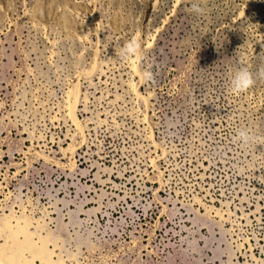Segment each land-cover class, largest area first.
Instances as JSON below:
<instances>
[{
  "label": "rangeland",
  "instance_id": "obj_1",
  "mask_svg": "<svg viewBox=\"0 0 264 264\" xmlns=\"http://www.w3.org/2000/svg\"><path fill=\"white\" fill-rule=\"evenodd\" d=\"M0 264H264V0H0Z\"/></svg>",
  "mask_w": 264,
  "mask_h": 264
},
{
  "label": "clouds",
  "instance_id": "obj_2",
  "mask_svg": "<svg viewBox=\"0 0 264 264\" xmlns=\"http://www.w3.org/2000/svg\"><path fill=\"white\" fill-rule=\"evenodd\" d=\"M193 10L197 13L203 11L202 8L195 6ZM120 56L128 58L135 56L139 60L141 56V40L139 36H133L126 41L121 49ZM255 84L252 72L247 68H238L231 78L230 88L233 93H242L250 89ZM256 139L253 132L248 128H242L236 133V140L242 147H248Z\"/></svg>",
  "mask_w": 264,
  "mask_h": 264
},
{
  "label": "bare ground",
  "instance_id": "obj_3",
  "mask_svg": "<svg viewBox=\"0 0 264 264\" xmlns=\"http://www.w3.org/2000/svg\"><path fill=\"white\" fill-rule=\"evenodd\" d=\"M73 105H74V104H72V106H73ZM72 106L69 107V109H70V110H69V111H70V112H69V113H70L69 115H70V116L72 115L71 117L73 118V116H74V115H73V114H74L73 111L75 112L76 107H75V108H72ZM74 106H76V104H75ZM73 109H74V110H73ZM73 120H75V119L73 118ZM73 122H74V121H73Z\"/></svg>",
  "mask_w": 264,
  "mask_h": 264
}]
</instances>
